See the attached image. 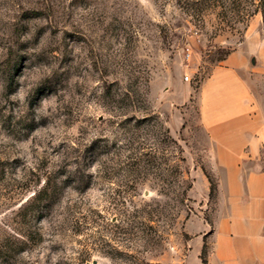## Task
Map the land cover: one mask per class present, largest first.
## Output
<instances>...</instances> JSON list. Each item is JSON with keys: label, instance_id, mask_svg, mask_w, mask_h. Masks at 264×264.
I'll return each instance as SVG.
<instances>
[{"label": "rangeland", "instance_id": "1", "mask_svg": "<svg viewBox=\"0 0 264 264\" xmlns=\"http://www.w3.org/2000/svg\"><path fill=\"white\" fill-rule=\"evenodd\" d=\"M263 5L0 0V264H184L215 203L199 86Z\"/></svg>", "mask_w": 264, "mask_h": 264}, {"label": "crops", "instance_id": "2", "mask_svg": "<svg viewBox=\"0 0 264 264\" xmlns=\"http://www.w3.org/2000/svg\"><path fill=\"white\" fill-rule=\"evenodd\" d=\"M257 41L258 48L228 54L199 86L215 203L208 220L186 225L184 264H264V111L248 79L249 62L264 55V38Z\"/></svg>", "mask_w": 264, "mask_h": 264}, {"label": "trees", "instance_id": "3", "mask_svg": "<svg viewBox=\"0 0 264 264\" xmlns=\"http://www.w3.org/2000/svg\"><path fill=\"white\" fill-rule=\"evenodd\" d=\"M261 11H262V14H263V17H264V5L262 6ZM210 191H211V189H210ZM204 254H205V250H202V253H201L200 257L202 258V261L205 263Z\"/></svg>", "mask_w": 264, "mask_h": 264}, {"label": "built area", "instance_id": "4", "mask_svg": "<svg viewBox=\"0 0 264 264\" xmlns=\"http://www.w3.org/2000/svg\"><path fill=\"white\" fill-rule=\"evenodd\" d=\"M185 79H188V76L187 75L185 76Z\"/></svg>", "mask_w": 264, "mask_h": 264}]
</instances>
